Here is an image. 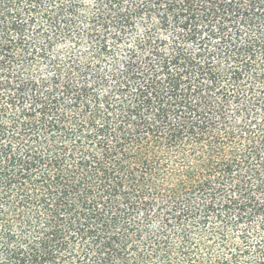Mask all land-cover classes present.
<instances>
[{"label":"trees","instance_id":"trees-1","mask_svg":"<svg viewBox=\"0 0 264 264\" xmlns=\"http://www.w3.org/2000/svg\"><path fill=\"white\" fill-rule=\"evenodd\" d=\"M0 264H264V0H0Z\"/></svg>","mask_w":264,"mask_h":264}]
</instances>
